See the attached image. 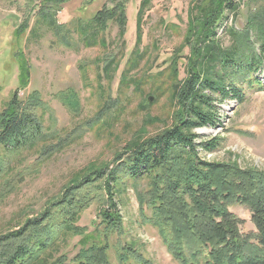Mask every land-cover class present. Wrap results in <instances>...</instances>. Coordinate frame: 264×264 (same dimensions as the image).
Segmentation results:
<instances>
[{
    "label": "rangeland",
    "instance_id": "374dc122",
    "mask_svg": "<svg viewBox=\"0 0 264 264\" xmlns=\"http://www.w3.org/2000/svg\"><path fill=\"white\" fill-rule=\"evenodd\" d=\"M141 1L127 0L126 29L121 35L114 21L96 30L94 24H87L103 5H111L110 0H69L55 7L54 19L61 28L40 17L41 4L48 5L49 0H0V110L16 90L19 67L26 66L27 84L17 96L25 101L38 94L35 114L46 135L16 153L0 150V234L38 214L84 172L110 163L128 142L172 124L176 84L186 77L191 55L186 43L191 36L188 22L195 15L193 6L203 0H147L137 24ZM232 1L234 8L225 11L226 17L217 24L215 39L221 48L233 42L230 29L241 30L249 17L264 14V0ZM252 40L258 49L255 35ZM175 56L176 75L171 66ZM258 78L264 84V68ZM242 86V101L214 102L220 123L196 128V141H219L215 150L201 151L207 160L231 161L264 172V89ZM71 92L78 101L76 111L61 99ZM62 139L61 145L42 155L44 148ZM146 187L144 177L127 179L115 187L122 230L109 237L112 264H118V250L129 243L153 264H179L157 230L141 218L137 191ZM104 206L96 197L78 215L77 226L92 232L100 226L98 212ZM229 209L244 221L242 233L255 231L247 208L232 205ZM80 239L79 235H61L47 258L62 253L71 258Z\"/></svg>",
    "mask_w": 264,
    "mask_h": 264
},
{
    "label": "trees",
    "instance_id": "16d2710c",
    "mask_svg": "<svg viewBox=\"0 0 264 264\" xmlns=\"http://www.w3.org/2000/svg\"><path fill=\"white\" fill-rule=\"evenodd\" d=\"M67 1L41 4L42 20L61 28L54 19V8ZM110 2V6L98 9L87 24H94L96 30L114 21L123 35L127 0ZM146 2L141 1L137 24L141 23ZM202 2L193 6L195 15L188 22L187 33L191 36L186 43L191 55L186 77L176 84L177 107L172 124L128 142L110 163L84 172L64 186L61 194L38 214L1 233L0 264H112L109 237L122 230L115 187L127 179L142 177L147 179V187L143 192L137 191L141 218L157 230L167 252L179 264H264V172L201 157V151L215 150L219 141L210 138L197 142L194 133L196 128L220 123L215 101L243 100L242 84L264 89L258 78L264 68V14L249 17L241 30L230 29L233 42L221 48L215 39L217 24L226 17L225 11L234 8L233 1ZM91 35L96 36V32ZM252 35L259 42L258 49ZM171 66L176 75L177 56ZM27 80V67L21 65L16 90L0 110V150L9 153L31 148L46 136L35 114L38 94L33 93L25 101L17 96ZM61 99L72 111L78 109L73 92L62 94ZM63 141L47 146L42 155ZM2 166L0 156V171ZM96 197L105 206L98 212L100 226L87 233L84 227L77 226L76 220ZM232 205L248 209L255 231L241 232L244 221L230 211ZM65 234L81 236L77 252L71 258L63 253L47 258L50 248ZM116 259L118 264H153L130 243L120 247Z\"/></svg>",
    "mask_w": 264,
    "mask_h": 264
}]
</instances>
